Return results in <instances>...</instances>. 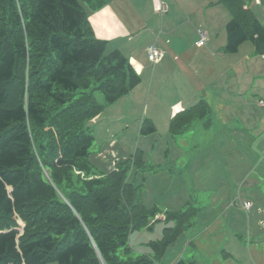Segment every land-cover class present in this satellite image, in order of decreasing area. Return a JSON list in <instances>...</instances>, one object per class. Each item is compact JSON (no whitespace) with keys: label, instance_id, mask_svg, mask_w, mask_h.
<instances>
[{"label":"trees","instance_id":"1","mask_svg":"<svg viewBox=\"0 0 264 264\" xmlns=\"http://www.w3.org/2000/svg\"><path fill=\"white\" fill-rule=\"evenodd\" d=\"M217 2L230 16L224 52L249 42L264 57V24L247 0ZM106 3L0 0V264H152L129 257L133 232L151 229L158 214L173 223L149 242L158 260L191 226L188 203L174 212L147 208L141 186L129 182L131 171L162 169L142 151L107 173L88 162V123L102 111L95 94L112 105L141 83L129 59L106 53L108 41L94 34L89 13ZM208 111L202 100L176 114L169 133L182 134ZM155 131L143 120L141 135Z\"/></svg>","mask_w":264,"mask_h":264},{"label":"rangeland","instance_id":"2","mask_svg":"<svg viewBox=\"0 0 264 264\" xmlns=\"http://www.w3.org/2000/svg\"><path fill=\"white\" fill-rule=\"evenodd\" d=\"M126 2L132 4L135 11L126 13L119 8L121 15L126 13L131 20L141 23L142 19L136 17L141 11L145 26L156 27L149 44L161 51L164 42L167 48L173 46L175 51L169 50L168 53L179 60L160 66L169 92L147 91L143 84L136 92L130 91L112 105L105 104L101 94H95L102 111L88 123L94 136L88 162L96 174L107 173L114 168V163L133 156L138 149L148 166L162 167L164 172L169 169L176 177L169 183L160 177V171H131L128 180L135 186H141L139 190L147 208L156 205L161 211L164 208L185 210L187 206L196 209L191 226L183 232L189 238L188 242L195 239L193 245L188 246L187 242L183 247H174L172 243L161 258L155 259L149 242L161 239L165 227L173 225L159 220L163 215L158 214L156 220L159 221L153 223L151 229L146 227L130 235L129 257L136 262L148 258L155 260L152 264H172L180 254L191 264H198L196 261L224 264L221 250L229 252L235 248L242 251L245 248L251 264H264V107H260V99H264V75L253 77L248 83L237 77L236 82H231L232 87L230 79L225 78L226 91L216 89L213 98L205 96V92L199 93L204 85L199 84L196 74L201 79L205 75H214L218 65L206 54L190 48L195 47L194 42L199 40L196 29H201L207 39V32H210L216 40L214 47H221V52L230 60L242 56L243 49L251 43L243 44L244 48H240L241 45L234 54L224 52V26L230 16L217 0H116L115 5L120 7ZM247 3L264 24V3L256 0H247ZM164 7L169 11L167 15ZM165 17L167 26L172 22L177 24L178 28L173 33L168 31L169 28L160 27L165 26ZM201 21L203 26H199ZM157 37L162 44H157ZM140 42L142 40L136 41V46L140 47ZM114 48V44H108L106 53ZM185 49L188 52L182 54ZM146 56L145 50H139L138 57L145 61L147 68H152L153 63ZM254 57L259 56L254 54ZM223 64L221 62L220 66ZM204 65L207 67L202 68ZM183 72L191 77L192 85H196L191 88L193 93L210 100L207 102L208 117L192 121L185 132L172 135L168 131L171 101L177 96L176 100L182 99L186 108L196 102L192 101L191 90L187 92L190 88L179 89L180 73ZM145 119L152 120L156 131L141 135L140 127ZM143 179L147 181L145 184ZM242 202L251 204L249 212L243 210ZM213 223L214 231L213 228L212 231L203 230ZM255 229L257 233H254ZM205 247L219 250L214 261L205 257L199 259ZM248 250L252 251L250 258Z\"/></svg>","mask_w":264,"mask_h":264},{"label":"crops","instance_id":"3","mask_svg":"<svg viewBox=\"0 0 264 264\" xmlns=\"http://www.w3.org/2000/svg\"><path fill=\"white\" fill-rule=\"evenodd\" d=\"M115 1L116 0H109V1L106 0L107 3L105 6H103L101 9L95 12H92L90 14L89 22L94 30L95 36L99 39L108 41V44H114L115 45L114 50L118 49L119 51H121V53L126 58L129 59V62L134 68V70L142 77L141 84L135 89H133L132 92H136V90L141 88L143 84L146 85L147 91H153V92L161 91L163 93H166L167 91L169 92V90L165 88L163 78H162L163 74H162V70L160 66L168 62L172 63L174 61L179 60L178 57L172 56V54L169 55L168 53L169 50L175 51V48L173 46H170V48H167L166 43L164 42V45H161V47H163L164 55L157 63H155L156 65L153 64L152 68H147L145 61H142L143 59H140L138 57V54H139V50H143V51L145 50V53H147V48L150 45H152L149 43H150V40L153 38V34L155 33L156 27L151 29L145 26L143 16L142 14H140L141 11H138L137 16H136L137 18L139 17L140 19H142L141 23L131 20L130 17L129 18L127 17L126 13H130V12L134 13L135 7H132V4L128 2H126L124 5L120 7H117L115 5ZM256 1L261 2V0H256ZM119 8H121L126 13L121 15V13L118 10ZM131 8H134V9H131ZM164 8L166 10L165 15H167L169 11L167 7H164ZM204 9L205 8L202 9L203 15H205ZM172 11H174V13L176 14L175 10H172ZM175 14H172V16H175ZM166 19L167 18L165 17L163 20V23L165 26L160 25V27L164 28L165 30L169 28L168 31H170V33H173L174 30L178 28L177 24L175 23L173 24L172 22L171 23L172 25L170 24V26H167ZM203 25L204 23L203 21H201L199 26H203ZM200 30L201 29H196V35L198 36V39H199ZM224 30H225V26H224ZM207 34H208V39L204 46H201V47L197 46L198 41H195L194 42L195 47L192 48V46H190V48L196 52H202L206 54L207 58H210L217 63L218 69L214 75L212 74L205 75L203 76V79H201L196 74L195 78L198 79L199 84L201 82L202 85H204V89L199 90V93L205 92L204 93L205 96H208V97L211 96L213 98V93L216 89H219L222 92L226 91L227 82L224 81L225 78L230 79L229 85L230 87H232L233 85L231 84V82H236L237 77L239 78L242 77L248 83L249 80H251L253 77L264 75V57L262 55H258L255 53L254 47L252 46V44L246 45V47L244 48V45H245L244 43V45L240 47V48H244L243 55L239 56L237 59L230 60V58L227 55L221 52V49H222L221 47H214V44L216 42L215 37L210 32H207ZM138 40L140 41L142 40V42H140L141 43L140 47L136 46L135 44V42ZM220 41H221V38H220ZM222 41H223V49H224V46L226 43V35L224 36ZM156 42L157 44H162V41H160L158 37L156 39ZM187 52H188V49H185L182 51V54H186ZM254 54L258 55L259 57L258 58L254 57ZM221 62H224L223 67L220 66ZM186 67L188 68V64L186 65ZM206 67L207 66L204 65L202 68H206ZM177 70H183V69H177ZM196 72H197V69H196ZM180 74H181V79L179 82V89L184 90V89L190 88L187 90V92H189L192 86H196V85H192L191 77L188 76L186 73L183 72ZM252 89L253 87L251 88V90ZM193 92H194V89L191 90V97L193 98L192 101H196L194 105H196L202 100L205 101L206 103L210 101V100H207L206 98H202V94L199 95V93L195 94ZM176 97L170 103L171 110H170V116H169V123H170V120L176 114L184 111L185 109H188L194 106L192 105L186 108L183 100L182 99L176 100ZM263 101L264 99H260V107H263L261 106V102ZM205 117H208V114ZM168 127H169V124H168ZM160 172H161L160 177H163L164 180L170 181L169 183H172V181H174V179L176 178V177L174 178V176L171 175L172 172L169 169H167L166 172L162 171L161 169ZM146 182L147 181L145 179V183ZM162 211L165 212V211H171V210L169 208H164L162 209ZM159 218L163 220L164 216L162 217L160 216ZM212 228L214 231V223L212 224L211 227L206 226L203 230L212 231ZM257 232L258 230L255 229L254 233H257ZM194 235L195 233L193 234V237ZM182 236H184L183 241H182V238H183ZM188 239L189 238H186L185 233H182L178 237V239L175 241L173 246L183 247L188 242ZM194 240L195 239L190 240L187 243L188 246L193 245ZM187 248L188 247H186V250ZM208 248H210V251H208ZM218 251L219 250L216 249L215 247H205L203 248V255L199 256V259H201L202 257H205L206 259L211 258L212 261H214L218 255ZM221 252L223 253V256L221 257V259L223 260L224 264H231L230 262H233V264H251V262L247 260V257H246L247 251L245 248H242V251L234 248V251L225 252L224 250H221ZM256 252L257 254H259L258 249ZM248 255L250 258L252 255V251L250 252V250H248ZM180 256L181 255L179 254V256H176L174 260L176 261L180 259L181 258ZM189 263L191 264L190 261ZM196 263L204 264L203 262H199V261H196ZM215 264H219V263L216 262Z\"/></svg>","mask_w":264,"mask_h":264},{"label":"built area","instance_id":"4","mask_svg":"<svg viewBox=\"0 0 264 264\" xmlns=\"http://www.w3.org/2000/svg\"><path fill=\"white\" fill-rule=\"evenodd\" d=\"M206 41H207V37H206L205 33L202 31H199V40L197 42V46H199V47L204 46ZM163 55H164V52L159 50L158 48H156L155 45H150L147 48V58L153 64L157 63L162 58ZM261 106L264 107V101L261 102ZM242 207L244 210L248 211L251 207V204L250 203H243Z\"/></svg>","mask_w":264,"mask_h":264}]
</instances>
